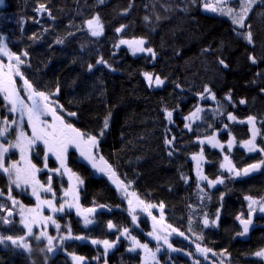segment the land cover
<instances>
[{
    "label": "trees",
    "instance_id": "1",
    "mask_svg": "<svg viewBox=\"0 0 264 264\" xmlns=\"http://www.w3.org/2000/svg\"><path fill=\"white\" fill-rule=\"evenodd\" d=\"M203 2L3 0L0 38L12 53L21 55L25 61L21 71L34 88L54 93L51 98L63 106L67 123L97 136L98 153L111 166L110 171L143 202L163 203L166 224L177 230L173 246L194 256L197 244L211 249L207 256L193 257L199 264H264L262 257L254 255L264 249V215L253 214L252 227L243 236L238 235L243 226L236 219L249 218L246 196L264 198V166L248 177H235L221 168L225 156L237 170L264 160V153L249 152L242 143L252 138L247 122L252 116L255 144L264 148V0L254 4L242 29L227 18L202 12ZM41 4L47 11H37ZM97 15L103 31L93 36L87 21ZM122 25L125 27L117 32ZM248 31L252 44L238 35ZM139 38L155 51L154 58L145 53L133 55L120 44ZM24 52L28 55L23 56ZM101 58L105 64H97ZM144 73L159 76L164 83L151 87ZM205 87L211 91L205 92ZM197 108L202 109L199 118L186 128L187 117ZM167 111L172 112L171 120ZM69 112L76 116L67 115ZM229 113L235 121L227 118ZM4 116L0 95V121ZM106 117L109 127L99 136ZM214 134L223 149L200 143ZM199 152L204 157L203 175L208 178L204 181L197 179L191 159ZM41 156V149L32 155L35 165H40ZM6 160H17L15 153L10 152ZM66 160L67 167L83 181L80 205L96 212L93 223L86 227L72 213L65 215L72 235L87 239L67 240L62 248L71 256L84 257L82 264H140V251L132 250V237L141 244L148 242V219L141 216L133 221L124 196L76 151H68ZM218 177L223 184L209 185L208 181ZM0 192V204L5 205L9 181L1 172ZM14 197L29 202L25 193ZM205 218L208 226L203 223ZM109 221L114 228H108ZM124 228L129 229L127 234ZM0 235L19 237L23 229L15 223H0ZM89 240L116 243L111 252L104 253ZM190 261L180 254L160 258L161 264ZM0 264L74 263L64 253L51 257L41 250L27 252L8 245L0 246Z\"/></svg>",
    "mask_w": 264,
    "mask_h": 264
},
{
    "label": "snow or ice",
    "instance_id": "2",
    "mask_svg": "<svg viewBox=\"0 0 264 264\" xmlns=\"http://www.w3.org/2000/svg\"><path fill=\"white\" fill-rule=\"evenodd\" d=\"M101 3H103V0H100ZM229 0H218L217 5H212L209 3H205L204 7L206 10H210L212 12L219 11L221 14L232 16V22L233 24H239L241 27H244V21L251 10V6L253 3L256 2V0H241L240 2V8L239 11H235L232 8H225L220 6L221 4H227ZM0 4H3V0H0ZM37 11H47L45 5L41 4ZM127 11V10H125ZM147 19V17L145 18ZM96 25L95 28H93V25ZM88 27L92 29V35L93 36H99L102 34L103 26L100 24L99 16L97 15L93 19H90L87 21ZM125 26H121L120 28H117L116 31L120 32ZM238 35H243V38L249 43H253V37L251 31H248L247 34L238 33ZM58 43H62L63 41H57ZM147 43V41L144 38L135 39L132 41L128 40H121L120 44H127L131 50L132 54L135 55L137 53H148L151 57H155L156 53L155 51L148 47H144V45ZM0 55L6 56L8 58V63L4 64L2 61H0V94H3V100L6 102V105H10L9 112L20 113V123L23 122V118L26 115L27 116V122L28 125L31 128V135L29 136L27 133L23 131V128H20L19 133L17 134L14 142H8L7 146L4 143H0V172L7 175L8 181H9V199L11 200V203L14 207L19 208V216H20V223L23 229H26L24 235L19 237H12L7 236L4 237L0 235V246H14L18 249H23L27 252H31V246L28 243V239L32 238L36 241H43L46 239V251L51 253L54 251L57 245H54L53 241L57 239V237H53L48 234L47 227L49 224L53 225L57 230L61 228V225L57 223L53 215L45 216L43 215V209L45 207L51 209L52 213H60L65 211V207L73 208L75 207L77 209L78 215H83V223L85 226L93 223V221L89 218V214L96 211L95 208H88L81 211L79 203H78V195H76L74 190H69L65 192V197L68 195L73 196V202H68L65 200V203H62L59 205V207H56L54 204V199H41L40 191L38 189H42L46 193H52L53 198L55 197V193L53 192V189L51 187L52 184V177L49 176L47 180V187H45L43 184H41L38 180L35 179V173L37 171H40V169L36 168V165L32 164L30 160L27 159V156L25 153L31 149L33 146L37 144L38 141L42 142L45 146L46 152L44 156V168H48L47 160L49 158V155H54L56 160L60 162V168L56 169H50L49 171L53 173H60L61 175L63 172H67L71 176L75 175L74 173H71V170L67 168L65 159H66V153L68 151V148L70 146H75L76 148L80 149V153L82 156H84L87 160L92 162V166L94 168L97 167V164L95 163L96 156L93 152V149L98 147V138L96 135H91L86 132H82L80 129L74 127L70 123H66L64 120V117L59 115L57 112V108L63 109L62 105H59L57 102L53 101L51 99V96L54 95V93H46L44 91H37L33 84L24 77L23 72L21 71V65L25 63L23 59H21V55H17L15 53H12L6 43H3V41H0ZM23 56H27L28 53L24 52L22 53ZM250 59L252 63H256V58L254 56H250ZM220 64L227 67L226 64H224L223 60L219 61ZM106 61L103 60V58L99 59L97 61V64H105ZM89 70L92 69V65H89ZM145 78L147 79L149 86L155 83V85L159 86L164 83L162 79H160L159 76L153 77L150 73H144ZM16 77H20L23 80V90L26 91L27 96L22 97L20 95L21 89L17 88L16 86ZM205 92H210L211 90L207 87L204 89ZM262 92H264V89H261ZM56 92H59V88L57 87ZM213 99H215V96H212ZM227 99H231L230 94L228 95ZM27 101H30L31 103H26ZM241 104L245 103L244 100L240 101ZM55 105V106H54ZM202 111V109L197 108L196 112L191 114V117H196L197 113ZM167 118L168 120L172 119V112L167 111ZM51 116V122H49L45 117ZM69 116H76V113L69 112L67 113ZM229 120L235 121L236 117L233 116L231 113L228 114L227 117ZM255 121V117L249 116L247 118V122L250 124H253ZM243 123V121H241ZM0 138L6 137V135L9 133L10 129H13V126L19 127L20 124L16 120L8 121L7 119H4L0 121ZM109 127V120L106 117L103 122V128L98 133L99 136H103L104 131L107 130ZM186 128H190V125H185ZM227 128V125L224 126ZM256 130H253L252 138L250 140L244 141L243 146L247 148L249 152H261L264 153V148H260L255 144V138H256ZM207 142L211 144L213 147H220L221 149L224 148L223 144H220L218 141H215V137H209ZM167 144H171V140L166 141ZM201 143H204V141H201ZM232 140L228 141V147H232ZM18 148L21 152L20 160L25 163L24 167L20 166V161L12 162L9 165H5V156L7 153H9L10 149ZM194 159H197V157H193ZM101 161L104 160V158L101 156L99 157ZM200 159H203V154L201 152ZM224 159L228 161V157L225 156ZM104 163L107 165V162L104 161ZM262 166H264V160H261L257 164H250L246 168L242 170H237L234 165L229 164H221V168H225L227 172L232 173L235 177L240 176H247L249 173L256 171L260 169ZM197 167L199 169V160L197 163ZM107 168L110 170L111 166L108 165ZM63 169V172L61 171ZM101 172H104L105 168L99 169ZM113 175L115 173L113 172ZM198 176L201 180H207L208 178L206 176H203L198 171ZM78 183H83V181L79 180L77 177ZM209 185L215 186L216 184H223L224 180L221 178H217L216 180H210L208 181ZM21 184L32 185V195L35 196L37 204L34 208H26L23 204H21L19 201H17L14 197L11 196V186L15 185L17 188L21 186ZM118 188H122L123 191H127L128 185L124 184L122 181L117 184ZM3 193L0 192V196H2ZM131 195L135 196V193H132ZM245 200L249 202L248 208V219H243L242 216H237L236 219L240 222V224L243 226L242 232L238 233V235H245L249 232L250 225L252 224L251 216L253 213L257 211V205L258 210L261 213H264V198L260 200H256L251 196H246ZM138 203H143V201H138ZM129 205H132V200H129ZM156 207L152 204L144 205V209H150ZM164 205L163 203L160 204L161 210L163 209ZM7 211V216H0V223L3 224H9L11 223V218L13 217V209L12 208H6L4 204H0V212ZM151 214V213H149ZM155 220V217H153ZM161 219H163V212L161 211ZM219 219V215L217 213V220ZM132 220L136 221V216H132ZM217 220L211 221L212 224H216ZM204 225H209V220L205 218ZM42 226V227H41ZM34 227L40 229L39 233L36 234L34 232ZM115 225L112 224L111 221L108 222V228L112 229ZM168 228H171L170 225L167 226ZM173 232L177 231L176 229H172ZM129 232L128 228L123 229V233L127 234ZM148 235L152 236L154 233L150 232ZM180 235H183V233H180ZM60 243L62 244L65 240L69 239H76V240H82L87 239V237L83 236H73L71 232V228H66V235H61L58 237ZM157 240L163 239L164 243H168V237L167 235L161 237L156 236ZM202 239V237H201ZM119 240V237L117 238ZM133 240V249L135 248H143L145 252L151 256L153 259H155L156 253L152 252L147 244H141L139 241L135 239V237H132ZM92 244H103L105 252H107L108 249L112 248L116 242H109L108 240H92ZM169 247L171 245L169 244ZM45 249H41V251H44ZM160 249L157 248V252ZM196 251L204 254L207 256V253L211 252V249L201 247L200 244L196 245ZM189 255H192V253H189ZM215 255V253H213ZM257 257L264 258V249H261L254 253ZM72 259L76 262V264H82L84 261V257L72 255ZM196 264H199L197 261Z\"/></svg>",
    "mask_w": 264,
    "mask_h": 264
},
{
    "label": "rangeland",
    "instance_id": "3",
    "mask_svg": "<svg viewBox=\"0 0 264 264\" xmlns=\"http://www.w3.org/2000/svg\"><path fill=\"white\" fill-rule=\"evenodd\" d=\"M257 1L258 0H256V2ZM206 2L209 3V4H212V5H217L218 0H204L203 4L201 6V11L202 12L207 13V14H211V15L221 16V17L227 18L228 20H230L232 22V19H233L232 16L221 14L219 11L212 12L210 10H206L205 7H204ZM240 2H241V0H229V2L227 4H221L220 6L225 7V8H232L235 11H239ZM255 3L252 4L251 9H252V7L254 6ZM250 11H249V13H250ZM249 13H248V15H249ZM248 15H247V17H246V19L244 21V24H246ZM232 24H233V22H232ZM233 25L236 28H238V29H242L243 28L239 24H233ZM95 27H96V25L94 23L93 28H95ZM89 30L92 33V29L89 28ZM0 41H3V43H5V40H3L1 38H0ZM128 41H132V40H128ZM123 45H125L128 48V50L130 51V53L132 54L131 48L127 44H123ZM144 47H145V45H144ZM138 54H143V53H137L135 55H138ZM145 54H148V53H145ZM0 61H2L4 64H7L9 62L8 58L6 56H3V55H0ZM153 77H156V76L153 75ZM146 81H147V79H146ZM147 83H148V81H147ZM16 86H17V88L21 89L20 95L22 97L26 98L27 93H26V91L23 90V80L20 77H16ZM151 87L155 88V87H158V86L155 85V83L153 82ZM0 95H1V98H2V101H3L5 119H7L8 121L16 120L18 122V124H20L19 127L14 125L13 126L14 130L10 129L9 133L6 135V137L0 138V143H4L7 146L8 142H14L15 141V138H16L17 134L19 133L21 127L23 128V131L25 133H27L29 136L31 135V128L28 125L27 116L25 115L24 118H23V122L20 123V113L19 112H15V113L9 112L8 109H9L10 105H6V102L3 100V94H0ZM206 97L211 99V97L208 96V95H205V98ZM52 100L55 101L54 99H52ZM26 103L30 104L31 102L26 100ZM57 112H58L59 115L63 116L62 110L60 108H57ZM194 112H196V110ZM198 118H199V113H197L196 117H191V115H189L187 117V119H186V122H187L188 125H190L193 122H195ZM45 119H47L49 122H51V116L50 115L45 117ZM64 120L67 123L65 117H64ZM249 125L251 127V134H252L253 130L255 129L254 128V124H250L249 123ZM211 137H215V141H218L220 144H223L220 141L218 134H214ZM208 138L200 140V143H201V141H204L203 144H208L211 147H213L211 144H209L207 142ZM232 145H233V143H232ZM213 148L221 149L220 147H213ZM38 149L42 150V156L40 158V165H36V168L40 169V171H37L35 173V179L38 180L41 184H43L45 187H47L48 185H47L46 182H47L49 176H52L51 187L53 189V192L55 193V197L53 198L52 193H46L42 189H38L40 191L41 199L42 200H44V199H54V204H55L56 207H59L60 204L65 203V200H67L68 202H73L74 203L73 196L71 194L68 195L67 197H65V195H64L66 191L74 190L76 195H78V203H79L80 209H81V211H83L85 208H83L80 205V198H79V191H80V188L82 186V183H78L77 179H76L77 177L79 178V176L74 173L75 175L71 176V179H70V174L67 173V172H63V169H61V171L63 172L62 175L60 173H53V172L49 171L50 169L60 168V162L58 160H56L54 155H51V154L49 155V158L47 160L48 168L47 169L44 168V156H45L46 149H45V146L43 145V143L40 142V141H38L35 146H33L31 149H29L25 153V155L27 156V159L30 160L32 164L35 165V163H33L32 155L35 154V153L37 154V150ZM70 150L76 151L77 154L79 155V157L83 161H85L87 164H89L95 170L96 174L105 175L107 177V179L110 181L112 186L118 191V193L120 195L124 196L125 201H126V205H127V212L129 214H131L132 216L135 215L136 216V221L141 216H145L148 219V222H149V225H150V232L154 233V235H152V236L148 235V242L144 243V244H147L148 248L152 252L156 253V256H155V259H153L151 256H149L145 252V250L143 248H135L136 250L140 251V255H141L140 264H161L160 263V258H161L162 255L165 256V257H167V256L170 257L172 255H177V254L184 255V256L188 257L192 261V262L190 261V264H196V261H195V259L193 257L199 256L200 252L196 251L195 256L193 254L189 255V253H192V252L186 251L184 249H181V248H178V247H175V246L172 245V243H171L172 237L175 236L177 233L173 232L172 228H168L167 227L168 225L166 224V222L164 220V215H163V219H161V211L162 210H161L160 206L155 205L156 207H153V208L145 210L144 209V205H147L148 203H145V202H143L142 204L138 203V201H142V200L139 199V197L136 194H135V196L131 195L134 192L130 191L128 189V187H127V191L126 192L123 191L122 188H118L117 184H119L121 181L115 175H113V173L107 168V165L104 163V160L101 161L99 159V157H101V156L99 155L97 148L93 149V152H94V154L96 156V160H95V163L97 164L96 168H94L92 166V162H90L84 156L81 155L80 149L76 148L75 146H70L68 148V151H70ZM12 151H13V153H15V156H16V159H17L15 161H20V166L24 167L25 163L20 160L21 152H20V150L18 148L10 149L9 153L6 154V156H5V165L7 166V165L11 164L12 162H15V161H12V160L7 162V160H6L7 156ZM68 151H67V153H68ZM200 154L201 153L199 152L198 154L193 155L191 159L193 161L194 171H195V175H196L197 179L200 180V181H204V180H201L199 178V176H198V171H199L200 174L203 175L204 157H203V159H200ZM193 157H197V159H194ZM198 160H199V169L197 167ZM65 163H66V166H67V160L66 159H65ZM223 164H229V161L224 160ZM100 168H105L106 170L104 172H101L99 170ZM71 173H73V172L71 171ZM79 180H81V179L79 178ZM64 185H65V187H64ZM14 191H15L16 194L17 193H25L28 196V198H29V202H23V201L20 200V198L14 197V194H15ZM11 192L14 193L13 195L11 194V196L14 197L21 204H23L26 208H34V207H36L37 201H36L35 196L32 195V185L31 184H28V185L21 184V186L19 188H17L15 185H12L11 186ZM8 197H9V193L3 197L8 202V203L5 204V206H6V208H12L14 214H13V217L11 218V223H9L7 225L15 223L16 225H18L19 227L22 228L21 223H20L19 208L18 207H14L12 205V203H11V200ZM129 200H132V205L131 206L129 205ZM248 204H249V202H248ZM152 205H154V204H152ZM256 207H257V211L255 213H257L259 215H264V213L259 212L258 205ZM95 212L89 214V218L91 220H92V217H93ZM71 213L73 215H75L76 218H79L81 223H82V225L85 226L84 223H83V215H78L77 214V209L75 207L68 208L66 206L65 207V211L64 212H60V213H52L51 209H49L47 207H45L43 209V215H45V216L53 215L55 220L57 221V223H59L61 225V228L59 230H57L51 224H49L48 227H47L48 234L53 236V237H57V239H55L53 241L54 245L58 246L55 249H57V251L59 253H64V254L68 255V257L72 260V262L74 264H76V262L72 259V256L69 255L62 248L63 244L65 245L67 240H65L61 244L59 239H58L59 236L66 235V228H67L66 224H67V222L64 220L65 219L64 217H65V215L71 214ZM149 213H151V214H149ZM255 213H253V214H255ZM253 214H252L251 217H253ZM3 216H7V211H4V215ZM153 217H155V220L153 219ZM39 230L40 229L34 227V232L36 234L39 233ZM25 231H26V229H23V235H24ZM165 235H167V237H168V243L167 244L164 243L163 239H160V240L156 239V236L163 237ZM81 241L84 242L85 240L82 239ZM86 241H88V240H86ZM89 241H90L89 243H91L92 240H89ZM28 243L31 246V251L45 249L42 252L49 254V252L46 251V244H47L46 239L43 240V241H36L35 239L29 238L28 239ZM169 244L171 245V247H169ZM92 245H95V246L99 245L102 248L104 253L111 252L113 250V247L115 246V244H114V246L112 248L108 249L107 252H105L104 245L102 243L101 244H92ZM157 248L160 249L158 252H157ZM84 261H85V259H84Z\"/></svg>",
    "mask_w": 264,
    "mask_h": 264
},
{
    "label": "water",
    "instance_id": "4",
    "mask_svg": "<svg viewBox=\"0 0 264 264\" xmlns=\"http://www.w3.org/2000/svg\"><path fill=\"white\" fill-rule=\"evenodd\" d=\"M245 168H246V167H245ZM258 170H259V169H258ZM258 170L253 171V172L249 173L247 176H243V177H248V176L255 175V174L258 172ZM51 177H52V176H51ZM251 227H252V224L250 225V228H249V229H251ZM57 253H58L57 249H54V251L51 252V253H49V255H50L51 257H54Z\"/></svg>",
    "mask_w": 264,
    "mask_h": 264
},
{
    "label": "flooded vegetation",
    "instance_id": "5",
    "mask_svg": "<svg viewBox=\"0 0 264 264\" xmlns=\"http://www.w3.org/2000/svg\"><path fill=\"white\" fill-rule=\"evenodd\" d=\"M13 152V151H12Z\"/></svg>",
    "mask_w": 264,
    "mask_h": 264
}]
</instances>
